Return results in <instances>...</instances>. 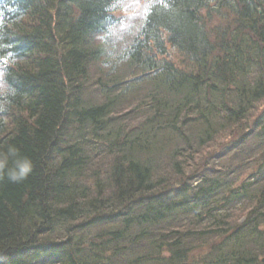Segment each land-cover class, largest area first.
<instances>
[{
    "label": "trees",
    "instance_id": "1",
    "mask_svg": "<svg viewBox=\"0 0 264 264\" xmlns=\"http://www.w3.org/2000/svg\"><path fill=\"white\" fill-rule=\"evenodd\" d=\"M119 1L0 0V264H264V0Z\"/></svg>",
    "mask_w": 264,
    "mask_h": 264
},
{
    "label": "clouds",
    "instance_id": "2",
    "mask_svg": "<svg viewBox=\"0 0 264 264\" xmlns=\"http://www.w3.org/2000/svg\"><path fill=\"white\" fill-rule=\"evenodd\" d=\"M127 59V56L124 57ZM110 64H105L104 67H110ZM4 73H0V97L5 100L8 96L14 95V90L7 84ZM3 105L0 104V110H3ZM11 164V166H9ZM32 161L19 153V150L9 145L5 151H0V178L6 176L7 180L12 183H19L25 180L32 172Z\"/></svg>",
    "mask_w": 264,
    "mask_h": 264
},
{
    "label": "rangeland",
    "instance_id": "3",
    "mask_svg": "<svg viewBox=\"0 0 264 264\" xmlns=\"http://www.w3.org/2000/svg\"><path fill=\"white\" fill-rule=\"evenodd\" d=\"M144 0H120L117 5H119L120 10L116 12L117 16H120L118 20H120L121 25L124 27V34L127 36L129 32V25L136 24L138 18L145 12V4L143 3ZM136 29V26H133ZM118 33V32H116ZM122 33V32H121ZM131 36V35H128ZM178 61V57L175 59Z\"/></svg>",
    "mask_w": 264,
    "mask_h": 264
},
{
    "label": "water",
    "instance_id": "4",
    "mask_svg": "<svg viewBox=\"0 0 264 264\" xmlns=\"http://www.w3.org/2000/svg\"><path fill=\"white\" fill-rule=\"evenodd\" d=\"M261 262L264 263V257L261 259Z\"/></svg>",
    "mask_w": 264,
    "mask_h": 264
}]
</instances>
